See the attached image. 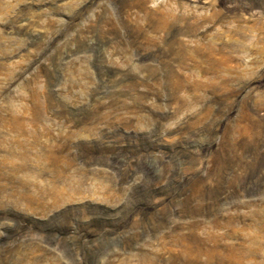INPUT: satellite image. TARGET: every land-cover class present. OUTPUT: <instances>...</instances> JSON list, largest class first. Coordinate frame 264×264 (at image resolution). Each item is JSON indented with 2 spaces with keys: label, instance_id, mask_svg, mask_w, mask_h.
Instances as JSON below:
<instances>
[{
  "label": "rangeland",
  "instance_id": "rangeland-1",
  "mask_svg": "<svg viewBox=\"0 0 264 264\" xmlns=\"http://www.w3.org/2000/svg\"><path fill=\"white\" fill-rule=\"evenodd\" d=\"M0 264H264V0H0Z\"/></svg>",
  "mask_w": 264,
  "mask_h": 264
}]
</instances>
